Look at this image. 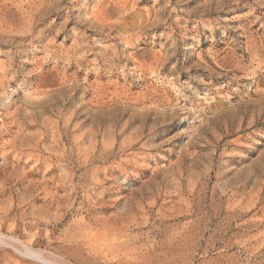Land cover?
I'll use <instances>...</instances> for the list:
<instances>
[{"label": "rangeland", "instance_id": "1", "mask_svg": "<svg viewBox=\"0 0 264 264\" xmlns=\"http://www.w3.org/2000/svg\"><path fill=\"white\" fill-rule=\"evenodd\" d=\"M0 239L264 264V0H0Z\"/></svg>", "mask_w": 264, "mask_h": 264}, {"label": "bare ground", "instance_id": "2", "mask_svg": "<svg viewBox=\"0 0 264 264\" xmlns=\"http://www.w3.org/2000/svg\"><path fill=\"white\" fill-rule=\"evenodd\" d=\"M122 11V10H121ZM113 18V17H112ZM102 24V23H101ZM94 118V117H93ZM111 124V122H110ZM103 125V124H102ZM96 128V127H95ZM105 128V127H104ZM113 129V128H112ZM105 133V132H104ZM90 135V134H89ZM93 136V135H92ZM112 137V136H111ZM107 138V137H106ZM103 139V138H102ZM92 145V144H91ZM103 147V146H102ZM94 148V147H93ZM15 175V174H14ZM1 240V239H0ZM3 241V240H2ZM27 250V249H26ZM27 252L31 253V254H35L33 251H31L30 249L27 250Z\"/></svg>", "mask_w": 264, "mask_h": 264}]
</instances>
